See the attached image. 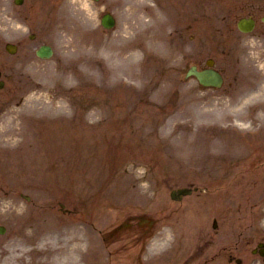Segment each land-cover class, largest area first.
<instances>
[{
    "label": "rangeland",
    "instance_id": "obj_1",
    "mask_svg": "<svg viewBox=\"0 0 264 264\" xmlns=\"http://www.w3.org/2000/svg\"><path fill=\"white\" fill-rule=\"evenodd\" d=\"M263 18L264 0H0V264H264V181L240 192L264 176ZM84 41L105 60L74 62ZM208 58L220 87L186 76Z\"/></svg>",
    "mask_w": 264,
    "mask_h": 264
},
{
    "label": "bare ground",
    "instance_id": "obj_2",
    "mask_svg": "<svg viewBox=\"0 0 264 264\" xmlns=\"http://www.w3.org/2000/svg\"><path fill=\"white\" fill-rule=\"evenodd\" d=\"M84 40V39H83ZM85 44H88L87 46H85ZM106 44V43H105ZM79 52L80 54L73 57V61H78V60H83L86 64H90L92 62H94L95 60H100L99 58H102L103 60H105L104 57H101L100 55L97 54L96 51H98L99 49H101V43L99 41H93L91 43H87L84 41V44L79 47ZM107 48L112 49V46H110V44L105 45L104 49L107 52ZM109 53L107 52L106 55H108ZM101 61V60H100ZM61 109H64L66 106L65 104H61L60 105ZM246 148L244 147V149H241V151H245ZM253 176H249L248 177V182L245 186H243L240 189V192L242 190L244 191H250L251 197H253L254 199H258L259 198V193L260 190H262L263 188V181H264V176L260 177V173H256L255 170L254 172H252ZM236 190H238V188H236ZM239 191V190H238ZM181 237V235H180ZM179 236L177 237V239L180 238ZM78 238V236H77ZM79 240V238L77 239ZM81 241V240H80ZM166 242V238L162 239L161 241L158 242V244L156 245V247L158 246H162L161 244ZM167 243V242H166ZM181 243V240L176 242V244L173 247V251H175L177 249V247L179 246V244ZM48 245V244H47ZM53 252V250L48 249L46 251L43 252L44 255L48 256ZM85 257V255H82V258ZM68 257H62L60 259V264H78L81 261V256L79 257V255H71L69 256V259H67ZM54 260V259H53ZM31 262V260L29 261Z\"/></svg>",
    "mask_w": 264,
    "mask_h": 264
},
{
    "label": "water",
    "instance_id": "obj_3",
    "mask_svg": "<svg viewBox=\"0 0 264 264\" xmlns=\"http://www.w3.org/2000/svg\"><path fill=\"white\" fill-rule=\"evenodd\" d=\"M113 22V19L110 15H105L103 17V23L107 26L110 23ZM239 27L243 30H249L253 27V20L252 19H246V18H242L239 21ZM38 54L40 56H47L50 54V48L48 46H41L38 49ZM194 69V68H193ZM193 73L197 76L198 80L201 83L204 84H215V85H219L221 83V76L212 71V70H203V71H197V70H193ZM191 191L190 188H181V189H177V190H173L172 191V196L177 198V197H181V194H185V193H189ZM175 192H177L178 194L175 196Z\"/></svg>",
    "mask_w": 264,
    "mask_h": 264
},
{
    "label": "clouds",
    "instance_id": "obj_4",
    "mask_svg": "<svg viewBox=\"0 0 264 264\" xmlns=\"http://www.w3.org/2000/svg\"><path fill=\"white\" fill-rule=\"evenodd\" d=\"M139 171H140V173H143L144 169L141 168V169H139ZM145 184H146V182H145Z\"/></svg>",
    "mask_w": 264,
    "mask_h": 264
},
{
    "label": "flooded vegetation",
    "instance_id": "obj_5",
    "mask_svg": "<svg viewBox=\"0 0 264 264\" xmlns=\"http://www.w3.org/2000/svg\"><path fill=\"white\" fill-rule=\"evenodd\" d=\"M3 86H4V82H3ZM1 244V243H0ZM2 248L5 246V243H2L1 244Z\"/></svg>",
    "mask_w": 264,
    "mask_h": 264
}]
</instances>
